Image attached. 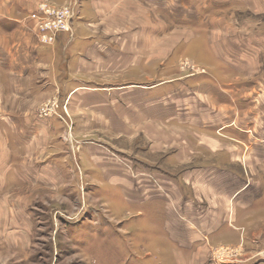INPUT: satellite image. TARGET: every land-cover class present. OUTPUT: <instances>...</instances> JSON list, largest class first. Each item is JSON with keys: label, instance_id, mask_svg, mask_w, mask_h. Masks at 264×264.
I'll list each match as a JSON object with an SVG mask.
<instances>
[{"label": "rangeland", "instance_id": "1", "mask_svg": "<svg viewBox=\"0 0 264 264\" xmlns=\"http://www.w3.org/2000/svg\"><path fill=\"white\" fill-rule=\"evenodd\" d=\"M216 1L145 0L144 32L135 40L137 8L127 5L134 13L125 16L99 0L97 12L112 17V35L123 36L107 55L112 70L104 60L80 75L96 86L72 101L66 81L43 85L33 76L25 100L16 86L0 85V109L11 114L13 130L0 128V139L12 134L30 143L11 150L22 168L15 184L0 180V264H264V161L245 159L251 153L239 143L264 140V0H219V7ZM73 4L36 6L70 16L68 30L53 29L46 45L44 21L32 13L24 18L39 47L72 33ZM239 124L251 138L230 133ZM85 147L94 150L88 155ZM54 153L57 167H50L54 158H46ZM156 170L172 182L140 181ZM236 178L262 192L249 209L238 205ZM152 194L162 202L138 204ZM164 208L186 221L194 215L185 210H204L208 229L183 249L162 230Z\"/></svg>", "mask_w": 264, "mask_h": 264}, {"label": "crops", "instance_id": "2", "mask_svg": "<svg viewBox=\"0 0 264 264\" xmlns=\"http://www.w3.org/2000/svg\"><path fill=\"white\" fill-rule=\"evenodd\" d=\"M44 1L61 4L63 2H68L71 0H0V85H2L4 90H7L6 86H16L17 92L21 94V96H23L25 100V98L29 95V91H27L25 87L31 85L30 80L33 76L39 75L42 78L44 77L48 79L46 80L39 78L40 84H42V82L44 81L43 85L58 86L59 83L64 81H66L67 85H72V94L71 96H69V99L73 97L72 101H75V95L77 94V92L83 91L84 89H86L85 87H92L96 86L97 84V82L94 81L81 79V74L93 73L94 71L99 70V66L101 63L104 64V60L108 61L109 65L106 63L105 64L109 69L112 70L111 57H107V55L112 54L113 52H117L119 46L117 45L118 43L116 38L119 36H123V33L112 35L111 30L112 28H114L112 26V17L108 16V14H103V16H101L99 12H97L96 4L99 0H72V2L75 3L73 4L75 5V10H77L78 12V18L75 20V25H73L72 33L66 36L56 35L57 38L54 45L44 48L39 47L36 40V30L25 28V25H23L22 23L24 18H26L29 13H33L34 11H36V6L40 2L42 3ZM102 1L106 6H108V4H113V7L122 8L125 16L129 15V12L134 13V10L132 11L131 8H128L127 5H131L134 6V8H137L135 14H137V18L138 16L139 18H142V22L139 25L140 29L138 30L137 35L133 36V39L136 40L139 36H141L140 38H142L144 32V25L142 27V24L144 21L143 16H145V0ZM221 1L217 0L216 4L218 5L222 2H225V0L222 2ZM223 5L225 4L218 5V7ZM156 10L159 12V9ZM148 20L150 21V19ZM120 29L122 28H119L118 30ZM101 38L103 39L102 44L100 41H98ZM36 44L38 47L36 46ZM137 44L138 42L136 41L135 45L132 46L140 50V48H142L143 46L142 42H140V46L139 44ZM33 45H35L34 49ZM122 45L123 43L121 44V50L122 48H124L122 47ZM30 51L33 52H31V54L29 55ZM87 60L91 61L86 62ZM128 60L129 59H126L124 61L125 65L128 64ZM116 62L118 67L120 65V60H117ZM106 66L105 68L103 67V71H105V69L107 68ZM50 76H54L55 79H57L56 84H54L53 82L52 84L50 83ZM84 91L90 90L88 89ZM157 98H152L151 100L154 101L157 100ZM72 111L75 113L76 110H73L72 108ZM9 118H11V114L5 113L0 109V128H3V132L12 133L13 130L7 127V121H9ZM72 126L75 128L76 124L72 122ZM33 127L34 126H30L29 124L26 126V128L23 127L25 128L24 130L23 128L20 129L19 132L22 135L26 133L29 134V130ZM240 127L241 124L235 125L234 127L230 126V133H235V135L237 136L246 135L251 138V136L247 135L246 133V131L248 130H241ZM2 131L0 129V134ZM12 134L8 135V142H6L3 137H1L0 139V174L2 175V177H0V180L6 179L7 182L15 184L17 170H20L22 168H20L17 163L13 162L11 150H24L30 145V143H26L24 140L18 142V140H15V138L12 137ZM239 143L245 146L243 150L250 151L251 153L247 154L246 152H244L245 159L252 158L251 156L254 155L255 157H257V159L264 161V140L263 142H247L248 144H245L243 142ZM86 149L88 151V155H90V150H94V148ZM3 154H5L6 158H1ZM57 157L58 153H54L51 154L50 157L46 158V160L54 158V160L50 163V167H57V160H55ZM93 159L95 160V158ZM92 163L96 164L94 161H92ZM109 166L111 167V164H109ZM103 171L104 174L109 173L111 177L112 173L110 171H106V169H103ZM159 176L164 177V179L172 182L171 179L165 178L164 175L159 174L157 170L155 171V173L149 171V173L145 175V177H143L144 179H141L140 181L145 182L152 180L153 178H156L157 180ZM172 179H175L174 176L172 177ZM246 181L247 180L243 182L242 180L236 178L235 189H238V191L240 192L236 197H239L243 201V204L238 202V205L248 208L254 206L252 204H254L257 199L262 197V192H260L258 187H254L252 183ZM159 187L162 188L161 186ZM169 194L172 195V192H170ZM162 196L167 199L166 192H164ZM162 200L163 199L160 196L157 198L153 195L152 197H150V199H148L144 195H142L141 198L137 200V202L138 204H143V202H162ZM236 200L239 201L238 199ZM163 203L167 205L170 202L165 201ZM182 204L185 207L190 208L201 203L182 201ZM164 212L165 219L162 222V230L167 231V239L169 240V242H172L175 245L182 247L183 249L188 247L193 242V240H198L200 236L203 237V232L208 229V216L202 215L204 210L199 212H192L188 209L187 211L185 210L183 214L190 213L189 215H194V217L188 221L174 219L172 212L167 211V208H164ZM182 229L183 231L186 229L190 230L189 232H187L190 234L188 235L185 232L183 234H180Z\"/></svg>", "mask_w": 264, "mask_h": 264}, {"label": "built area", "instance_id": "3", "mask_svg": "<svg viewBox=\"0 0 264 264\" xmlns=\"http://www.w3.org/2000/svg\"><path fill=\"white\" fill-rule=\"evenodd\" d=\"M31 17L34 18L35 20L37 19V21L38 20L44 21L41 27V31H42V39L40 41L41 45H46L47 42L51 40L49 35H53L54 33L53 29L55 30V32L68 30L69 24L66 21V19L70 20V16L61 12H57L54 9L40 7L31 14ZM71 19L73 18L71 17ZM48 21L53 22V27L49 25L50 23Z\"/></svg>", "mask_w": 264, "mask_h": 264}]
</instances>
